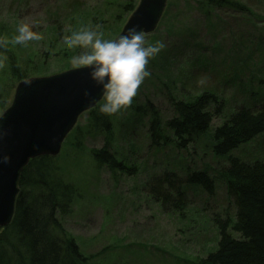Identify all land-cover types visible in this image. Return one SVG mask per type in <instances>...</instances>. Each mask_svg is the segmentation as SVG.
<instances>
[{
	"label": "rangeland",
	"instance_id": "1",
	"mask_svg": "<svg viewBox=\"0 0 264 264\" xmlns=\"http://www.w3.org/2000/svg\"><path fill=\"white\" fill-rule=\"evenodd\" d=\"M80 1L84 6L75 17L97 12L98 18L103 17L100 24L105 29V38H115L132 13L124 7L130 0ZM61 2L0 0V39L10 41L21 22L31 23L33 30L42 36L39 41L25 44L0 45V93L9 94L10 103L18 84L10 94L16 80L10 66L17 64L39 75L75 67L70 57L79 51L78 48L69 49L68 57L61 54L58 58L52 55L47 58L44 55L49 43L53 42L55 47L63 46L57 42L58 36L46 30L49 19L56 18ZM49 7L55 12L50 14ZM203 7L199 6L198 0H169L157 29L145 38L148 43L162 40L165 44L150 58L147 67L151 76L140 85L133 103L113 114L114 149L120 158L124 153L134 155L141 165L138 174L120 176L96 165L92 151L103 144L102 135H81L77 139V133L73 138L82 144L65 140L62 146L59 173L76 185L77 195L73 198L71 211L60 217L83 254L89 257L88 264H198L217 247L220 235L216 219L211 215L233 200L226 184L218 179L214 195L207 197L202 190L197 193L199 188L188 187L191 197L188 220L181 219L176 213L165 212L159 202L147 195L145 184L166 166L176 165L184 171L187 163H182L183 167L180 160L176 163L181 152L172 147L152 155L146 147L148 126L144 120L148 118L138 122L134 118L136 106L148 97L159 107L164 121L174 115L163 84L167 82V71L178 77L181 88L185 85L189 94L212 88L222 95L225 111L214 119V126L222 123L239 105L247 104L254 91L264 92V17L251 15V18L231 10L221 11L211 4ZM260 7L264 9V5ZM74 22L77 26L79 21L76 18ZM213 72L215 74L211 76ZM175 93L180 97L187 96L180 90ZM86 118L83 116L78 122L81 129L87 124ZM192 145L188 149L191 154L187 155L189 167L208 169L216 175L218 162H225V158L214 154L212 144L204 136L195 142V148ZM233 154L248 161L264 159V134L241 145ZM198 216L204 234H199L201 230L190 222ZM230 232L239 236L231 228Z\"/></svg>",
	"mask_w": 264,
	"mask_h": 264
},
{
	"label": "trees",
	"instance_id": "2",
	"mask_svg": "<svg viewBox=\"0 0 264 264\" xmlns=\"http://www.w3.org/2000/svg\"><path fill=\"white\" fill-rule=\"evenodd\" d=\"M261 1L264 0H198V4L200 7L211 4L217 10H231L239 15L261 18L264 17V9L260 7L264 2ZM138 2L130 0L124 7L132 12ZM83 6L80 0H62L58 5L56 18L49 19L46 29L58 36V43H62L81 25L100 24L103 17L98 18L97 12L75 17ZM49 8L50 14L55 12L54 8ZM76 18L79 21L77 26L74 22ZM46 46L44 55L47 58L50 55L58 58L61 54L68 57L70 54L69 49L59 45L55 47L53 42ZM165 63L169 61L165 60ZM10 72L16 76L10 94L17 82L37 74L17 64L10 66ZM213 74L215 72L210 75ZM167 75V82L163 84L174 115L164 121L159 107L148 97L136 106L134 118L137 122L148 118L144 120L148 126L146 147L152 155L172 147L181 152L176 163L181 162L182 165L186 162L187 168L182 165L185 170L181 171L175 165L158 171L145 184L147 195L159 202L165 212L176 213L181 219L188 220L191 217L188 187L199 188L197 193L202 190L207 197L214 195L216 182L220 179L226 184L233 200L211 215L216 219L220 237L217 247L201 258L198 264H264V159L248 161L233 154L241 145L264 134V92L254 91L247 104L239 105L229 112L222 123L214 126V119L225 111L226 103L222 95L212 88L189 94L184 83L181 88L177 76L170 71ZM179 90L187 96H177L175 92ZM0 99L1 114L10 103L9 94L0 93ZM99 104L82 114L81 118L87 116V124L83 129L78 124L66 142L82 144L73 138L77 133V139L81 135H102L103 144L92 151L96 165L120 176H135L140 172L141 165L133 154L124 153L121 158L117 156L114 149V115L100 112ZM203 136L212 144L214 154L225 158V162H218L216 175L208 169L189 167L187 155L191 153L188 149ZM59 155H39L24 168L14 218L0 229V264H88L89 257L83 254L74 236L61 221L60 216L71 211L77 187L60 175ZM190 222L201 230L199 234H204L199 216L194 220L191 218ZM230 228L239 236L233 235Z\"/></svg>",
	"mask_w": 264,
	"mask_h": 264
},
{
	"label": "water",
	"instance_id": "3",
	"mask_svg": "<svg viewBox=\"0 0 264 264\" xmlns=\"http://www.w3.org/2000/svg\"><path fill=\"white\" fill-rule=\"evenodd\" d=\"M168 2L140 0L118 35L133 26L144 36L154 32ZM88 73L87 67L75 66L33 75L17 85L11 104L0 115V159L7 161L0 167V228L14 218L26 165L39 155H58L80 116L103 99L102 89Z\"/></svg>",
	"mask_w": 264,
	"mask_h": 264
},
{
	"label": "clouds",
	"instance_id": "4",
	"mask_svg": "<svg viewBox=\"0 0 264 264\" xmlns=\"http://www.w3.org/2000/svg\"><path fill=\"white\" fill-rule=\"evenodd\" d=\"M41 39V34L33 30L31 23L21 22L17 34L10 41L0 39V45L25 44ZM62 44L67 49H79L70 57V62L89 69V78L103 92L99 111L108 115L118 113L133 103L138 88L145 78L151 76L147 67L150 58L165 47L162 40L146 42L143 30L135 26L115 38H105L102 25L91 23L72 31ZM6 165L7 161L0 159V167Z\"/></svg>",
	"mask_w": 264,
	"mask_h": 264
}]
</instances>
